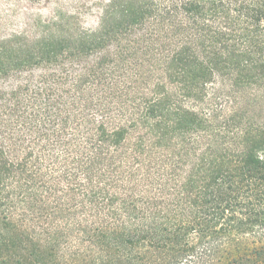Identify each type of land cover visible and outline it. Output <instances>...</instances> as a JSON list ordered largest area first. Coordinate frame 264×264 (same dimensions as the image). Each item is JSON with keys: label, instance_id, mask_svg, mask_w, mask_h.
<instances>
[{"label": "trees", "instance_id": "1", "mask_svg": "<svg viewBox=\"0 0 264 264\" xmlns=\"http://www.w3.org/2000/svg\"><path fill=\"white\" fill-rule=\"evenodd\" d=\"M66 2L0 38V264H264V0Z\"/></svg>", "mask_w": 264, "mask_h": 264}, {"label": "rangeland", "instance_id": "2", "mask_svg": "<svg viewBox=\"0 0 264 264\" xmlns=\"http://www.w3.org/2000/svg\"><path fill=\"white\" fill-rule=\"evenodd\" d=\"M57 1L0 0V38L31 30L33 20L39 17L46 19L55 13ZM94 12L88 15L86 24L89 27H95L97 24V9Z\"/></svg>", "mask_w": 264, "mask_h": 264}]
</instances>
